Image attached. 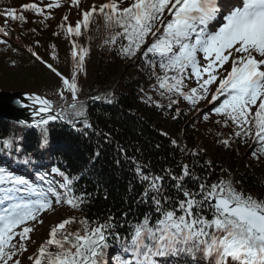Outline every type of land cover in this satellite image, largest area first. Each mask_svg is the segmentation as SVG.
Masks as SVG:
<instances>
[{"label": "snow or ice", "instance_id": "obj_1", "mask_svg": "<svg viewBox=\"0 0 264 264\" xmlns=\"http://www.w3.org/2000/svg\"><path fill=\"white\" fill-rule=\"evenodd\" d=\"M125 2L106 0L99 5L92 3L87 9L82 7L81 0H70V4L69 0H49L43 7L35 2L24 3L20 10L12 7L0 12L5 18L0 34L10 35L9 20L21 25L29 23L24 12L42 17L38 23L43 24L53 18L52 12L45 9H60L65 4L75 9L80 19L72 26L66 23L65 14L57 25L60 31L53 32L54 36L63 33L70 40L79 37L82 29L86 32L101 17L107 33L102 46L113 50L119 45L118 54L127 59L139 53V58L152 69L151 77L158 86L154 90L168 99L169 108L182 99L199 110V103L210 95L209 103L218 102L212 112L223 117V121L216 123L234 127L233 135L245 143L251 139L255 144L251 156L256 160L264 157V0H127L124 6ZM0 44L8 45V41L0 39ZM51 47L56 59L55 45ZM29 51L59 77L61 100H65L66 91L72 97L70 104L65 101L57 107L49 99L26 94L32 105L21 106H32L33 115L40 116L30 126L41 130V146L47 144L50 121L60 119L74 124L83 118L84 128H91L86 106L78 99L77 82V73L84 71L89 49L72 40L70 79L35 51ZM157 67L162 74L157 73ZM193 78L196 86L189 87L186 80ZM148 101L162 107L151 97ZM36 104L38 108L34 107ZM175 111L173 119L180 115V108ZM203 119L207 121L209 116L204 114ZM9 143L4 141L6 147ZM218 143L229 147L231 138ZM172 144L176 145V141ZM119 151L125 149L120 147ZM130 159L136 176L145 185L142 198L150 197L158 214L155 223L145 214L142 221L130 225V231L121 236L112 216L104 222L69 217L54 224L48 239L31 255H27L29 244L36 243L30 235L35 231L32 222L43 224L41 214L54 212L55 206L82 210L85 196L74 194L71 187L78 178H69L57 168L52 171L64 178L59 186L63 192L50 182L46 189L33 186L23 176L0 168V185H10L0 187V264H24V259L30 264H108L109 256L111 264H159L161 258L180 255L193 260L200 256L206 264H264V199L238 191L231 179L211 184L200 182L198 189H189L183 181L191 173L189 166L183 165L180 176L165 170L183 195V199L174 200L164 194L163 176L144 172L145 165ZM24 163H29L28 159ZM39 178L44 180L45 176ZM74 223H79L80 228L69 231Z\"/></svg>", "mask_w": 264, "mask_h": 264}, {"label": "trees", "instance_id": "obj_2", "mask_svg": "<svg viewBox=\"0 0 264 264\" xmlns=\"http://www.w3.org/2000/svg\"><path fill=\"white\" fill-rule=\"evenodd\" d=\"M23 14L29 18V23L21 25L10 20L11 25L15 24L19 28L17 31L21 40L43 61L52 64L70 79L73 71L72 40L75 39L72 37L70 40L63 33L53 35V32L60 31L57 25L62 18L47 27L46 21L41 24L38 23L41 19H34L38 17L35 14ZM101 20L99 23V20H94L91 25L84 71L77 73L80 88L78 97L112 88L113 94L108 99L112 102L107 100L85 105L91 128L81 126L75 131L66 126L56 128L58 125L52 124L56 126L52 138L55 141L61 139L67 145L64 158L72 167V175L79 173L81 166L89 168L91 173L90 177L83 176L75 183L74 194H83L86 203L82 210H75L70 217H75L77 221L87 217L89 221L104 222L112 216L125 224L128 219H143L144 214L149 215L154 205L150 197L147 200L140 197L144 185L136 176L135 165L130 158L145 165L144 172L151 171L163 176L164 194L174 200L183 198V195L174 187L176 181L165 170L180 176L183 165H188L191 173L183 181L189 189H198L200 182L211 184L221 179H231L238 191L264 199V157L254 160L248 153L245 157L246 147L251 150L255 147L253 141L247 139L246 143L243 142L233 135L234 127H224L214 120L195 124L196 114H191L180 103L169 108L168 99L162 98L154 90L157 85L151 77L152 69L139 58L140 54L135 62L127 63L131 59L118 54L119 45L113 50L102 46L107 33ZM23 26H26V30L22 29ZM33 28L36 31L29 32ZM10 43L25 54L15 58L11 48L0 47V85L28 83V88L43 91L58 99V91L62 86L59 77L21 48L13 35ZM52 45H55L56 59H53ZM10 63H16L18 68L11 70ZM156 71L162 74L159 69ZM148 97L159 102L162 107H156L155 103L148 101ZM205 101H201L198 107L201 108ZM184 103L188 105L186 101ZM177 107L180 108V115L173 119ZM197 116L201 114L197 112ZM216 120L223 121V117ZM226 138H231L229 147L218 143ZM173 140L176 145L172 144ZM120 147L125 151L120 152ZM91 158L92 165H89L88 160ZM193 176L199 179L194 180ZM78 228L79 223H74L69 226V231L74 232Z\"/></svg>", "mask_w": 264, "mask_h": 264}, {"label": "rangeland", "instance_id": "obj_3", "mask_svg": "<svg viewBox=\"0 0 264 264\" xmlns=\"http://www.w3.org/2000/svg\"><path fill=\"white\" fill-rule=\"evenodd\" d=\"M14 2H27V1H31V2H36L38 0H13ZM106 2V0H82V7H84L85 9H87V7H89L92 3H95L97 5H99L100 3H104ZM3 1L1 2L2 5ZM78 18V15L76 13V10H72L71 12H69L68 14V22H76ZM129 63V61L127 62ZM11 70L17 69V65H10L9 67ZM195 79L193 78L191 81L189 82H194ZM21 85H23L24 87H22ZM29 84L28 83H18L17 84H12V85H3L0 86L1 88H8V89H29L27 86ZM10 87V88H9ZM181 105L185 104L184 101H180L179 102ZM196 124V122H195ZM246 151V150H245ZM245 157H247V153L245 154ZM57 213H59V211L55 208V211H49V212H45L41 214V219L44 221L43 224H39V223H35L36 227L35 231L31 234L32 238L36 241L35 244H29V252L27 253V255H31V252L34 250L35 245L40 241V237L43 235H47L50 231V224H56L59 223L62 219L57 216ZM24 259V258H23ZM29 261H27L26 259H24V264H28Z\"/></svg>", "mask_w": 264, "mask_h": 264}, {"label": "water", "instance_id": "obj_4", "mask_svg": "<svg viewBox=\"0 0 264 264\" xmlns=\"http://www.w3.org/2000/svg\"><path fill=\"white\" fill-rule=\"evenodd\" d=\"M20 95V92L0 91V112H5L13 117H25L19 109L11 107V100Z\"/></svg>", "mask_w": 264, "mask_h": 264}, {"label": "bare ground", "instance_id": "obj_5", "mask_svg": "<svg viewBox=\"0 0 264 264\" xmlns=\"http://www.w3.org/2000/svg\"><path fill=\"white\" fill-rule=\"evenodd\" d=\"M49 114H52V112H51V113H49ZM40 115H41V116H43L44 114H43V113H41ZM38 117L40 118V116H38Z\"/></svg>", "mask_w": 264, "mask_h": 264}]
</instances>
